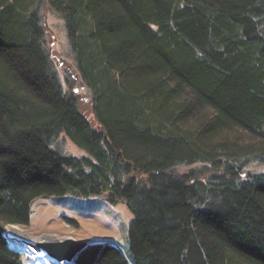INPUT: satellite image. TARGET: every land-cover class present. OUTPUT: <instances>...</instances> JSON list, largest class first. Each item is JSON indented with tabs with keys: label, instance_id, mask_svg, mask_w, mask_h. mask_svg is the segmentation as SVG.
I'll return each instance as SVG.
<instances>
[{
	"label": "trees",
	"instance_id": "obj_1",
	"mask_svg": "<svg viewBox=\"0 0 264 264\" xmlns=\"http://www.w3.org/2000/svg\"><path fill=\"white\" fill-rule=\"evenodd\" d=\"M43 1L0 0V264H23L5 225L49 195L124 203L137 264H264V170L245 172L264 162V0H46L97 126L62 83ZM72 264L128 262L93 242Z\"/></svg>",
	"mask_w": 264,
	"mask_h": 264
},
{
	"label": "rangeland",
	"instance_id": "obj_2",
	"mask_svg": "<svg viewBox=\"0 0 264 264\" xmlns=\"http://www.w3.org/2000/svg\"><path fill=\"white\" fill-rule=\"evenodd\" d=\"M41 13L45 42L50 48L62 83L67 90L76 93L80 110L97 126L90 92L81 82L67 39L64 20L46 0L41 5ZM59 140L74 155L86 153L65 136H60ZM193 166L204 167L201 164H183L179 169L185 171ZM260 170H264V162H252L245 168V172ZM132 219V213L122 202L112 205L99 199L41 196L33 202L30 222L6 224L5 236L9 247L21 254L23 264H68L65 260L57 262L43 255L36 245L37 241L60 240L66 237L87 243H111L121 250L128 264H137L129 250V226Z\"/></svg>",
	"mask_w": 264,
	"mask_h": 264
},
{
	"label": "water",
	"instance_id": "obj_3",
	"mask_svg": "<svg viewBox=\"0 0 264 264\" xmlns=\"http://www.w3.org/2000/svg\"><path fill=\"white\" fill-rule=\"evenodd\" d=\"M87 241L66 237L60 240L37 241L36 245L41 252L59 262L65 260L72 264L76 255L87 245Z\"/></svg>",
	"mask_w": 264,
	"mask_h": 264
}]
</instances>
